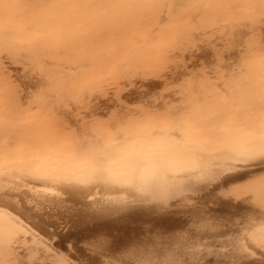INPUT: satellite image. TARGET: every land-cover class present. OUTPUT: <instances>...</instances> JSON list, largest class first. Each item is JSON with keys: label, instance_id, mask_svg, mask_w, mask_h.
Returning a JSON list of instances; mask_svg holds the SVG:
<instances>
[{"label": "bare ground", "instance_id": "bare-ground-1", "mask_svg": "<svg viewBox=\"0 0 264 264\" xmlns=\"http://www.w3.org/2000/svg\"><path fill=\"white\" fill-rule=\"evenodd\" d=\"M44 2L45 0H2L0 18L5 17L0 20L15 22L16 19L22 18L23 23L18 20L21 24L15 22L19 25L17 27L16 24L13 27L14 23H10L13 28L8 26L9 23H5L13 31L10 34H15L13 37L18 36L15 41L12 39L8 42L2 34L9 31L1 30L4 24H0V53H3L5 57L10 55L17 64L26 66L29 69V79L24 80L20 71L6 68L3 66V61H0V77H3L0 79V85H2L0 87L5 88L0 92V99H2L0 103L12 104L13 109L20 107L23 109V106L28 103H37L38 106L43 107L46 110L44 112H48L46 119L51 115V118L47 120L48 124L42 126V124L31 122L27 123V126L23 124L17 127L16 130L22 132L23 128L38 129L41 127L43 130H50V127L60 125L55 133H62L60 135L62 142L58 148L62 160L65 161L59 163L57 160H49L45 157L46 160L43 163L39 160L34 162L29 160L10 164L19 170L0 174V197H3L5 192H9L11 196L14 198L18 196L19 199L0 200V211L5 212L7 217L8 210L4 205L13 204L19 208L21 202L25 207L34 209L30 214L24 213L32 227L22 237L27 238L30 245L34 241V247L33 245L30 247L32 251L35 248L34 252L36 251L37 254L43 252L45 257H42L47 260H51L52 256L47 245L67 241L69 244H75L79 249V252H76L66 246L67 254L75 256L80 264H89L94 260H100L101 264H108L109 254H115V258H119V254L133 248L140 260L155 259L154 249L163 251L169 246L172 252L187 254L186 258L190 261L198 257L200 264H222L226 259L233 261L234 264L239 257L228 255L224 251L228 241L232 239V234L242 232L244 228L259 227L261 220H264V167H251V162L237 154L238 144L213 139L221 135L214 127L200 136L186 132L184 124L175 123L177 113L173 109L178 106V103L193 104L196 109L191 116L196 122L203 124L205 123L204 118L210 112L208 107L203 108L201 105L206 98L203 93L206 89H223L225 83L229 82L233 76L240 81L242 87L248 86L243 85L245 77L242 75L246 71L245 73L236 72L232 68L239 59L234 50L235 45L240 38L249 34L244 33L240 25L247 23L236 25L239 30L233 39L225 35L229 43L224 45L219 41L225 36L212 41L213 36L211 39L208 37L209 40L206 38L211 34L203 35L200 29L207 25L204 22L195 23V16L190 17L191 12H186L189 0H100L101 6L91 12L87 19L79 22L82 25L81 31L86 30L97 34L95 39L89 41L91 44L102 43L108 38V42L124 37L135 39L137 32L143 31L144 27L135 28L134 26L133 34H124L127 23L122 21L136 6L137 14L132 16L133 18L139 17L135 21L136 24L141 23L147 26V23L154 19L163 21L165 10L166 13L174 16L183 15L185 21L177 23L167 31V36L173 35L171 39L154 46L121 48L119 54H116L120 50L119 46H113L110 50L111 58L95 53L92 55L93 60L68 65L62 60H78L82 55L91 54L93 46L77 48L78 44L70 42L66 33L61 29H58L56 34H51V37L48 35L49 38H45L46 34L41 39L33 38L30 31H28L30 36L25 37L27 27L33 31L36 29L33 33L38 32V28L47 31L46 28L58 27L54 20H49L47 15H37V13L31 15L38 12L42 8L40 5ZM154 4H156L155 10L159 9L157 14H154L150 20L140 21L142 14L148 16L154 13L151 11ZM49 11V14L52 13L53 16H48L55 17L56 10L50 9ZM257 20L260 23L253 25V29L256 28V34L249 49L262 47L264 23L261 19ZM48 21L50 24L41 25L42 23L47 24ZM217 23L216 21L211 22L207 27ZM227 29L230 31V26H227ZM38 33L41 34V32ZM19 35H23L27 39L26 42L25 40L21 42L23 38L20 40ZM186 36L189 37L188 50L181 51L180 59L165 61L167 70H162L161 61L168 52L165 46L174 44L173 39L183 41ZM136 39L144 40L140 37ZM58 41L61 42L57 45L52 44ZM212 43L216 45L210 47ZM41 44L44 46L43 50L35 49ZM66 48L74 49L71 52H64ZM215 48L218 49L215 50ZM212 50L216 51L215 55ZM125 53H136L137 56L124 57ZM42 54L58 57L59 64L39 60ZM145 56L149 57L144 58ZM107 58L117 62L114 63V67L112 66V70L107 72L108 76L97 78L99 77L97 74H106L105 68L108 65L104 71L102 67L108 63ZM98 62L100 65L97 68L100 66V69L95 72L86 75L81 72L90 64H98ZM144 66L149 68L141 70L140 68ZM40 69L44 72L49 69L61 70V72L64 70L65 73L67 72V76L64 74L65 79L75 77L70 84V89L87 87L92 91L73 96L66 93L41 92V89L46 87L45 82L47 79L49 81V78L41 75L42 72L38 71ZM114 74L120 79H114ZM14 75L16 79L23 80L28 87L21 89L12 79ZM51 81L54 87L59 86V89L67 87V84L63 83L64 79L57 78ZM107 81L109 85H115V87L104 89V83ZM212 93L215 95L217 91H212ZM208 97L207 100L210 99ZM21 98H23V104H21ZM129 101H134V103H129ZM81 103L83 105L79 106ZM134 104L144 109L162 111L157 115L149 112L153 117L165 118L164 120L148 119L149 124L159 127L157 131L153 126L152 133L145 137L143 144L115 143L109 147L110 144L106 142L107 145H103L99 137L100 132L110 130L108 132L121 133L120 130L125 125L123 121H119L123 115L120 110L126 105ZM62 105H69L71 109L62 110L60 109ZM104 107L106 111H103ZM107 110L112 111L111 113L119 119L104 122L103 118ZM76 116H80L82 121L79 118L80 121L76 120ZM91 118L97 119L95 120L98 122L97 130H101L97 134H93L96 131L94 127L93 133V129L90 131ZM83 119L86 121L90 119V122L85 123ZM145 120L143 119L142 123ZM126 126L127 131L131 130L128 122ZM179 127H184L183 130L187 133L185 136L178 134ZM205 136L208 139H205ZM35 141L32 143H36ZM69 152L75 154L74 157L82 154L90 162L81 164L79 161L80 164L78 162V164H70L66 162L69 161V158L67 159ZM109 159L115 160L105 162ZM37 167L44 171L74 172L91 179L92 182L77 187L75 191L61 190L60 186L49 181L32 180L25 175V170ZM61 167L65 168L60 169ZM65 169L69 170L65 171ZM124 180L130 181L134 187L123 184L121 181ZM225 232L229 235L226 237L220 235ZM57 237L60 239L57 240ZM30 248L28 247L29 250H27L32 252ZM23 252L20 251L24 257L26 253ZM31 254L29 253L33 257L28 256L27 253L25 255L27 259L24 258V261L31 262L35 258L34 264L38 263L40 260H37L40 259L38 257L41 254L38 257L35 253ZM43 259L39 263L52 264V260L44 259V261ZM177 259L179 260L180 257Z\"/></svg>", "mask_w": 264, "mask_h": 264}, {"label": "snow or ice", "instance_id": "snow-or-ice-1", "mask_svg": "<svg viewBox=\"0 0 264 264\" xmlns=\"http://www.w3.org/2000/svg\"><path fill=\"white\" fill-rule=\"evenodd\" d=\"M261 3L264 4V0H261ZM0 6H2V0H0ZM40 6L45 9L56 10L55 17H49V20L55 21L57 26L66 33L70 42L84 45L96 38L97 34L89 33L86 30L81 31L82 25L79 22L87 19L91 12L101 6L100 0H45ZM261 22L264 23V16L261 17ZM188 39L189 37L186 36L183 41L165 46L168 52L164 60L161 61L162 70H167L165 61L180 59L181 51L188 50ZM261 43L260 64L262 72L258 84L242 87L240 81L233 76L229 82L225 83L223 89H217V95L213 98L216 102L210 105L211 110L204 118L205 126L203 128L193 120L191 106H189L188 114L181 121L185 125L184 130L186 132H191L197 136L202 135L210 128H216L221 135L213 137V139L229 144H238L237 154L244 160L251 162L250 166L253 168L264 167V39ZM162 55L164 54L162 53ZM0 61H3V66L6 68L20 71L24 80L29 79V69L17 64L15 59L10 56L5 57L3 53H0ZM12 79L21 89L28 87L23 80L16 79L15 75ZM114 79L119 80L120 77L114 74ZM110 86L115 87V85ZM129 103H134V101H129ZM204 103H208L207 98H205ZM21 104H23V98H21ZM14 115H26V113L18 112ZM144 115L150 120L165 119L164 117H153L147 112ZM0 136L7 137L9 154L16 151L17 143H25V146L35 153L37 158L42 152L49 150L51 145L58 140L56 136L49 135L46 138H39L34 144L26 143L13 122L6 119L2 107H0ZM204 138L208 139L206 136ZM25 175L32 180L49 181L60 186L61 190L75 191L77 187L92 182L91 179L74 172L44 171L38 167L25 170ZM121 182L128 187H134L128 180ZM136 191L139 192L140 189H136ZM5 198L7 200L19 199L18 196L15 198L11 196L9 192H5L0 200ZM4 207L8 211L5 223L0 224V251H12L18 245L20 238L28 233L32 227L24 213L30 214L34 209L25 207L23 202L19 208L13 204H5ZM2 215L3 213H0V216ZM220 235L226 237L229 234L225 232L220 233ZM59 239L57 237V240ZM66 246L79 252L75 244H69L67 241L46 246L52 253V264H73L74 261L75 264H80L79 261H76L75 256L67 254ZM224 251L228 255L239 257L234 264H264V220H261L259 227L244 228L242 232L233 233L232 239L228 241ZM81 255L83 254L81 253ZM153 255L155 259L140 260L133 248L119 254V258H115V254H109L108 264H113V260L114 264H200L198 257L190 261L186 258L187 254L178 251L172 252L171 246L163 251L154 249ZM178 257H180L179 260ZM7 264H13V262L9 260ZM17 264H23V262H17ZM89 264H101V261L94 260L90 261ZM222 264H233V261L226 259Z\"/></svg>", "mask_w": 264, "mask_h": 264}, {"label": "rangeland", "instance_id": "rangeland-1", "mask_svg": "<svg viewBox=\"0 0 264 264\" xmlns=\"http://www.w3.org/2000/svg\"><path fill=\"white\" fill-rule=\"evenodd\" d=\"M143 1V0H142ZM228 1H230V0H189V5H188V7L186 8V12L187 11H190L191 13L189 14L190 15V17H193L194 18V16H195V18H194V20H195V23H200V22H204L205 23V25H209L211 22H214V21H218V23H217V25H216V31L218 32V33H221L222 31H224V30H226L227 29V26H230L231 24H233V23H239V22H243V21H245V20H247V19H251V18H253L255 15L256 16H264V4H262L261 3V0H238V5L237 6H235V7H232V9L230 8H228ZM142 3V2H141ZM137 7V6H136ZM136 7H134L132 10H131V13L130 14H128V16L127 17H125V19L122 21V22H126L127 23V28L124 30V34H129V35H131V34H133L134 33V29H133V27L135 26V28H142V27H144V30L143 31H138L137 32V34H136V38H138V37H140V39H144L143 41H140V40H137L136 38V40L135 39H131L130 37H124V38H122V39H120V40H118V39H116L115 41H109L108 42V39H107V37H106V41H103L102 43H95V44H91L90 42H88V43H86V44H84V45H80V44H78V47L77 48H82V47H85V46H93V50H92V52H91V54H85V55H82L78 60H75V61H69V60H62L63 61V63H66V64H68V65H72V64H75V63H79V62H85V61H90V60H93V54H95V53H99V54H101L102 56L104 55V57H110V55L112 54V52L110 51L111 50V48L113 47V46H119V48H120V50H118V52L116 53V54H119V51H121V48H130V47H132V46H136V47H145V48H148V47H151V46H154L155 44H159V43H161V42H164V41H166V40H169V39H171V37L173 36V35H168L167 36V31L170 29V28H172L173 26H175L177 23H182V22H184L185 21V19H184V17H182L183 15H176V16H174V15H172V14H170V13H166L167 11L165 10V13H164V15H163V21L162 20H153L152 22H148L147 24V26H145V24L143 25V24H141V23H139V24H136V20L139 18V17H132V16H136V14H137V8ZM155 7H156V4H154V6H152V8H151V11L152 12H154L153 14H149L148 16L146 15V16H144L143 14H142V19L140 20V21H147V20H150L152 17H153V15L154 14H157V12L159 11V9H157V10H155ZM224 7V8H223ZM257 7H261L262 8V10L261 11H259V12H256V13H254V14H252L251 15V13H252V11H253V9H255V8H257ZM163 9V8H162ZM162 9H161V11H162ZM210 9V10H209ZM50 9H45V8H41L38 12H35V13H33V14H31V15H34V14H36L37 13V15L38 14H40V15H44V16H46L47 15V17H50L51 15H52V13H51V15L49 14V11ZM47 11V12H46ZM230 12L225 18L223 17V14L225 13V12ZM233 12H239L236 16H234V17H230L232 14H233ZM114 13H116V11H114ZM48 15H50V16H48ZM56 15V14H55ZM54 15V16H55ZM53 16V15H52ZM5 17V16H4ZM3 16H2V18H4ZM2 18H0L1 20H2ZM25 18V17H24ZM0 20V22H2V23H0L1 25L2 24H4L5 25V23L7 22V21H1ZM22 21L21 23H23V20H22V18H20V19H16V21L15 22H19V21ZM134 20V21H133ZM24 21H26V20H24ZM132 21V22H131ZM15 22H13V20L11 21V22H7L6 24H8L9 23V25L8 26H11L13 23H14V25H13V27L15 26V24H16V27L17 26H19L18 25V23H15ZM158 22V23H157ZM10 23H12V24H10ZM20 22H19V24H21ZM27 23H28V21H27ZM47 23V22H46ZM194 23V24H195ZM260 22L258 21V20H254V21H250L249 23H247V24H245V25H240V28H242V30L244 31V33H249V34H247L246 36H244V37H242V38H240V41L235 45V52L238 54V57H239V59L237 60V64L236 65H234V67H232L236 72H241V73H245L244 71H246V76H243V75H245V74H243L242 75V77H245V79H246V77L248 76V77H250L252 74L251 73H254L253 72V68H251L250 67V64L251 63H260V57H261V54H262V47L261 48H257V49H249L250 47H251V45H252V41H253V39H254V36H255V34H256V28H254L253 29V25H257V24H259ZM48 24H50V22L48 21V23L47 24H44V23H42L41 25H48ZM193 24V25H194ZM4 25H2V29L1 30H3L4 29V32L5 31H9L8 33L10 34L11 32H13L12 31V29L11 28H13L12 26H11V28L10 27H8L7 25H5V28H4ZM23 25V24H22ZM23 26H27V25H23ZM207 26H203V27H201V31L202 30H206V29H209ZM32 27V26H31ZM37 27H40V26H37ZM45 27V26H44ZM257 27V26H256ZM1 28V27H0ZM6 28H10V30L9 29H7L6 30ZM25 29H26V27H24ZM28 29H26L25 30V32H27V35H25V37L26 38H28V35H29V33H30V35H32V37L33 38H36V39H41L42 37H44V34H46L45 35V38H49V36L51 37V34H56L57 32L56 31H58V29L60 30V28L59 27H54V29H50V28H46V29H48L47 31L45 30H42L41 28H38L37 29V31L38 32H41V34H39L38 32H36V33H33L34 31L33 30H29V29H31L30 27H27ZM154 29V30H153ZM50 30V31H49ZM151 30H153V32H151ZM28 31H30L29 33H28ZM24 32V34H26ZM50 32H52V33H50ZM56 32V33H55ZM8 33L7 32H5V33H3L2 34V36H3V38H5L6 39V41L8 42V41H10V40H12V39H14V41H15V39H17L18 38V36L16 37V36H14L13 37V35H15V34H10L11 36H12V38L10 39V35H8ZM33 33V34H32ZM4 34H7V35H4ZM21 34V33H20ZM23 34V35H24ZM22 35V36H23ZM29 35V36H30ZM35 35V36H34ZM43 35V36H42ZM49 35V36H48ZM21 35H19V37H20ZM21 36V38H19L20 40L22 39V41L21 42H23V40H25V42H26V40L27 39H25L24 38V36L22 37ZM37 36V37H36ZM38 36L40 37V38H38ZM8 37V38H7ZM32 37H29V38H31L32 39ZM208 37L211 39L212 38V36L211 35H209V36H206V38H207V40H209L208 39ZM158 38H160V39H158ZM228 38L225 36V37H223V39L222 40H220L219 42H221V44H228L229 42L228 41H226ZM172 41H174V42H178V41H182V39H173ZM61 41H58V42H54V43H52V44H59ZM4 43H6V42H4ZM110 45L109 47L108 46H106L105 47V45ZM42 45V46H41ZM40 46L42 47V48H40V46L38 47V45L35 47V49H40V50H43V44H41ZM216 45V43H212L211 45H210V47H214ZM45 49V48H44ZM74 49V48H73ZM73 49H70V48H66V50L64 51V52H71ZM218 48H215V50H217ZM63 50H64V47H63ZM213 51V55H215L216 54V51H214V50H212ZM132 55H136V53H125V55H123L124 57H126V56H132ZM10 56V55H9ZM137 56V55H136ZM57 57V56H56ZM108 57V58H109ZM149 56H145L144 58H148ZM108 58H107V61H108V63L106 64V65H104L103 67H102V69H103V71H104V68H105V72H106V74H103V75H101V74H97L99 77H97V78H100V76L102 77V78H104L105 76H108L109 74H107V72H109V70H112V68L114 67V65L116 64V62L117 61H110V60H108ZM111 58V57H110ZM39 60H42V61H46V62H48V63H51V64H54V63H58L59 64V62H60V60H59V58L57 57V58H55V57H52V56H49V55H46V54H42L39 58H38ZM126 59V58H125ZM245 60H247V63H245ZM61 61V62H62ZM111 64H110V63ZM115 63V64H114ZM98 65H100V62H98V64H96V63H92V64H90L89 66H87L85 69H83V70H81V72L82 73H84V75H86L87 73H90V72H95L97 69H100V66H99V68H97L98 67ZM111 66V67H110ZM113 66V67H112ZM149 67H142V68H140L141 70H147ZM108 71H107V70ZM41 70V71H40ZM40 70H38L40 73H41V75H44V77L46 76V77H48L49 78V81L52 83H50L49 81H48V79L46 80V78L44 79V77H43V79L44 80H46V82H45V84H47L46 85V87H44L43 89H41V92H43L44 91V93H49V91H50V93L52 92L53 94H58V93H66V94H69V95H71V96H73L74 94H80V93H83V92H88V91H92V89H90V88H87V87H85V88H83V89H81V88H78V89H70V84H71V82L72 81H74V79H75V77H72V78H68V77H66V79H65V75H66V73L64 72V70H62V72H61V70H54V69H49L47 72H44L42 69H40ZM249 70V71H248ZM250 70H252V71H250ZM247 71H248V75H247ZM35 72V71H34ZM104 72V73H105ZM251 72V73H250ZM65 74V75H64ZM249 74H251V75H249ZM64 75V76H63ZM83 75V76H84ZM255 75V74H254ZM254 75H252V77L254 76ZM67 76V75H66ZM104 76V77H103ZM63 77V78H62ZM79 77V76H78ZM247 77V78H248ZM57 78H60V79H64V81H63V83H65V84H67V87H65V88H62L61 87V89H59L60 87L58 86H56V87H54L55 85H53V82L51 81V80H53L54 81V79H56L57 80ZM74 78V79H73ZM77 78V77H76ZM73 79V80H72ZM244 79V78H243ZM242 79V80H243ZM49 83H48V82ZM109 82H110V80H109ZM68 83H69V87H68ZM49 84H51V86L49 85ZM53 85V86H52ZM87 85V84H86ZM104 85H105V88L104 89H106V88H111V86L108 84V81H107V83H104ZM251 86H253L252 84H250ZM0 86H2V85H0ZM251 86H247V87H251ZM5 88H2V87H0V92L2 91V90H4ZM215 90V91H214ZM57 91V92H56ZM212 91L213 92H216L217 91V89H206L203 93H204V95H206V98L209 96L210 97V99H209V97H208V101H210L211 102V99L212 98H214V96L216 97V95L217 94H215V95H213V93H212ZM212 93V94H211ZM208 94V95H207ZM213 95L212 96V98H211V95ZM0 100H2V99H0ZM210 102H209V104L207 103H202L201 105H203V108L205 107H208L209 108V110H211L210 109V106H208V105H210ZM214 102V99H212V102L211 103H213ZM216 102V101H215ZM214 102V103H215ZM83 104L81 103V105H79V106H82ZM189 106H191V113H193V111L196 109V108H194V106H193V104H189V103H178V106H176V108H174L173 110H174V112L175 113H177L176 114V120H175V123H178V124H183V123H181V121H182V119L184 118V116H186L187 114H188V109H189ZM0 107H2L3 109H4V114H6V113H9L10 114V118H6L7 120H10V121H12L13 122V124L15 125V127L17 128V127H20L21 125H25V126H27V123H33V124H38L39 123V125H41L42 124V126H45V124H48V119H49V117L51 118V115H49V117H47L48 119H46V114L48 113H45L46 112V110L43 108V107H41V106H38V104L37 103H28V105L26 104L25 106H23V109H22V107H20V108H18V109H13V107H12V104H2V103H0ZM11 109H13V111L11 110ZM60 109H65V110H70L71 109V107L69 106V105H62V106H60ZM44 110H45V112H44ZM103 111H106V108L104 107L103 108ZM121 112H122V114L123 115H121V119L119 120V121H123V124L126 126V123L128 122L129 123V127H131V130L129 129V131H127V129L125 128V126L124 127H122L121 128V133L120 132H117L116 134L115 133H111V132H108V131H110V130H107V132H106V130H103L102 128V130L103 131H105V132H102L101 130H97L98 128H97V125L96 124H98V122L97 121H95V120H97V119H94V118H91V122H90V119L89 120H84L83 119V121L85 122V123H89L90 122V125L89 126H91L90 127V131L93 129V127L94 128H96V131H94L95 129H93L92 130V133H93V131H94V133L93 134H97V133H99L100 131V133L102 134H100V141H102V143H103V145L105 144V145H107V144H110L109 145V147L110 146H113L115 143L116 144H121V143H124V144H126V145H136V144H143L144 143V141H145V137H147L148 135H149V133H152V130L154 129V127L155 126H157V125H153V124H149L148 122V118L144 115V113L145 112H147L148 114H150V113H152L153 115H157V114H160V113H162V111H159V110H156V109H151V110H149V109H144V108H142V107H140V106H138V105H136V104H134V105H126L125 107H122V109L120 110ZM18 112H22V113H26V115H14L15 113H18ZM112 111H108L107 110V112H106V116L103 118V121L104 122H108V121H114V120H116V119H119L117 116H115L114 114H112L111 113ZM150 112V113H149ZM38 115H37V114ZM39 113H41V114H39ZM151 115V114H150ZM153 115H151V116H153ZM175 117V116H174ZM173 117V118H174ZM76 120H79V119H81V117L80 116H76ZM79 118V119H78ZM143 119H146L143 123H142V120ZM44 120H46L45 121V123L43 122ZM139 122H138V121ZM140 120H141V122H140ZM150 120V119H149ZM152 120V119H151ZM194 121H195V119H193ZM80 121V120H79ZM81 121H82V119H81ZM44 123V125H43V123ZM84 122H80L81 124L82 123H84ZM95 122H97V123H95ZM136 122V123H135ZM138 122V123H137ZM54 123H56V122H54ZM96 125H94V124ZM197 123H199V125L203 128L204 126H205V123H200V122H197ZM28 124V125H29ZM91 124H93V125H91ZM131 124V125H130ZM133 124V125H132ZM142 124H144V125H142ZM147 124V125H146ZM167 124V123H166ZM149 125H151V126H149ZM59 126L60 125H54V126H52V127H50V130L48 129H41V128H31V129H25V128H23V129H21V131L22 132H20L19 130H18V132L19 133H21V136H22V139L26 142V143H32L34 140H38L39 138H41V137H47V136H49V135H52V136H56L57 138H58V140H57V142L55 143V144H53V145H51V147H50V149L49 150H47V151H45V152H42L41 154H40V156H39V158H37V155L35 154V153H33L29 148H27L26 146H25V143H17L16 144V151L15 152H13V153H11V154H9V145H8V143H7V137H3V136H0V174H6V173H13L15 170H19V169H16V167L14 168V167H12L11 165L12 164H14V163H19V162H21V161H26V162H28L29 160L30 161H38L39 160V162L40 163H43L45 160H46V158L47 159H49V160H57V161H59V163H64V161L65 160H62V157H61V152H60V150H59V145L61 144V142H62V138H60V135L62 134V133H55L56 131H57V129H59ZM127 126H128V124H127ZM126 126V127H127ZM148 126H149V128H148ZM154 126V127H153ZM132 127H134V128H132ZM137 128V129H136ZM138 128H140V129H138ZM148 128V129H147ZM150 128H152L151 130H150ZM159 128V127H158ZM157 127H155V131H157V129H158ZM183 128L184 127H179L178 129H177V132H178V134H181V135H184L185 136V134H187L186 132H184V130H183ZM43 130V131H41V130ZM122 129H124V130H122ZM213 129V128H212ZM28 130V131H27ZM137 130H139V131H137ZM142 130V131H141ZM147 130H149V131H147ZM24 131V132H23ZM41 131V132H40ZM98 131V132H97ZM124 131V132H123ZM151 131V132H150ZM216 131H218L217 129H216ZM29 132V133H28ZM154 132V131H153ZM23 133V134H22ZM119 133V134H118ZM37 134H38V136H37ZM147 134V135H146ZM118 139H120V140H118ZM35 141V142H36ZM106 142H107V144H106ZM7 143V144H6ZM98 143H100V142H98ZM102 143L100 144V145H102ZM112 144V145H111ZM4 146V147H3ZM17 152V153H16ZM44 153V154H43ZM46 153H48V154H46ZM51 153V154H50ZM21 154V155H20ZM69 156L67 157V159L69 160V161H66V162H70V164H80V162H81V164H84L85 162H86V164H88L90 161L85 157V156H83L82 154H78V156L77 157H74L75 156V154L73 155L72 153H67ZM47 155V156H46ZM52 155V156H51ZM56 155V156H55ZM79 155H80V157H79ZM17 156V157H16ZM55 156V157H54ZM58 156V157H57ZM46 157V158H45ZM61 157V158H60ZM53 158V159H52ZM114 160L115 159H109V160H107V161H105V162H107V163H109V162H114ZM61 161V162H60ZM80 161V162H79ZM38 162V163H39ZM78 162V163H77ZM37 163V164H38ZM40 163H39V165H40ZM11 164V165H10ZM67 166V165H66ZM3 167V168H2ZM5 167V168H4ZM10 167V168H9ZM54 168H56V167H54ZM62 168H65V167H61L60 169H62ZM69 169H65V171H68ZM0 213H3V215L2 216H0V219H2V218H7L6 217V214H5V212H3V211H0ZM28 244L30 245V242H28ZM31 245H33L32 247H34V241H33V244H32V242H31ZM30 245V246H31ZM19 250V251H18ZM29 250V249H28ZM28 250H20V249H17L16 250V252H22V251H24L23 253L25 254V255H27V253H28V256H30L29 255V253L31 254L32 252V254L31 255H34V253L35 254H37V252L35 251L34 252V250H35V248H33V251H32V249L30 248V250L32 251V252H29ZM28 251V252H27ZM40 253V252H39ZM41 254V253H40ZM40 254H37V257H38V255H40ZM45 254V253H44ZM43 255H40V257H38V258H40V259H38L37 261H42V259H43V257H45V255L42 257ZM30 257H33V256H30ZM35 257H36V255H35ZM41 257H42V259H41ZM46 261H51V260H47V258H44ZM43 259V260H44ZM49 259V258H48ZM50 259H51V257H50ZM44 260V261H45ZM39 261V262H40ZM36 262V261H35ZM38 262V263H39ZM38 263H36V264H38ZM43 264H44V262H42ZM50 263V262H49ZM51 263H52V261H51ZM39 264H41V263H39Z\"/></svg>", "mask_w": 264, "mask_h": 264}, {"label": "flooded vegetation", "instance_id": "flooded-vegetation-1", "mask_svg": "<svg viewBox=\"0 0 264 264\" xmlns=\"http://www.w3.org/2000/svg\"><path fill=\"white\" fill-rule=\"evenodd\" d=\"M237 1V2H236ZM238 5V0H230V1H228V8L230 9H232V7H235V6H237ZM210 10V9H209ZM259 10H261V8H259V7H257V8H255V9H253V11H252V13H251V15L252 14H254V13H256V12H258ZM230 12H225L224 14H223V17L225 18L228 14H229ZM239 12H233V14L230 16V17H234V16H236L237 14H238ZM257 19H261L260 18V16H254L253 18H251V19H247V20H245V21H243V22H239L238 24H236V23H233V24H231L230 25V28H231V30L229 31V29H226L224 32H222L221 34H219V33H217V31H216V25L217 24H214V25H212L211 27H209V29H207V30H202L203 32V35H207V34H211V36H213V38H212V41H215V40H217L218 38H220V37H223V36H225V35H228V38H234V36L238 33V28H237V26L239 25V24H245V23H248V22H250V21H253V20H257ZM218 22V21H217ZM237 25V26H236ZM253 65V66H252ZM250 67L251 68H253V72H255V73H251L252 75L253 74H255L252 78H247V79H245L244 81H243V85H250V84H252V85H256V84H258V81H259V78H260V75H261V72H262V68H261V64L260 63H253V64H250ZM0 102H1V100H0ZM209 104V103H208ZM211 104H213V103H210V105ZM210 105H208V106H210ZM7 115H9V116H7ZM5 117H9L10 118V114H5ZM5 221L6 220H4V219H0V224H3V223H5ZM28 239L27 238H23V237H21L20 238V240H19V243H18V245L14 248V250H12V251H0V264H7V261H12L13 262V264H17V262H23V264H24V262H28V260H26V261H24V258L25 259H27V256L25 257V255H24V257L22 256L23 254H21L20 252H16V250L17 249H21V250H27L28 249V247L30 248L31 246L30 245H28ZM18 254V255H17ZM29 259H30V257H29ZM32 259V258H31ZM33 260H36L35 258H33L32 260H31V262H28L27 264H31V263H35V261H33ZM30 261V260H29Z\"/></svg>", "mask_w": 264, "mask_h": 264}]
</instances>
